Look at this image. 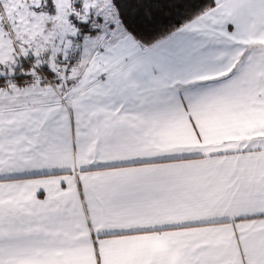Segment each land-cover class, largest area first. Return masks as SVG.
Returning a JSON list of instances; mask_svg holds the SVG:
<instances>
[{
  "label": "snow or ice",
  "instance_id": "snow-or-ice-1",
  "mask_svg": "<svg viewBox=\"0 0 264 264\" xmlns=\"http://www.w3.org/2000/svg\"><path fill=\"white\" fill-rule=\"evenodd\" d=\"M0 264H264V0H0Z\"/></svg>",
  "mask_w": 264,
  "mask_h": 264
}]
</instances>
